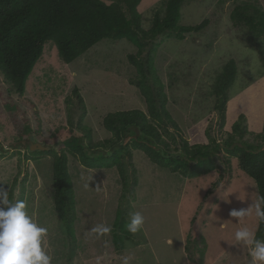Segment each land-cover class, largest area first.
Instances as JSON below:
<instances>
[{"label": "rangeland", "instance_id": "374dc122", "mask_svg": "<svg viewBox=\"0 0 264 264\" xmlns=\"http://www.w3.org/2000/svg\"><path fill=\"white\" fill-rule=\"evenodd\" d=\"M165 1H139L144 30L152 26L155 14L164 16ZM235 11L252 24L238 19ZM203 20L207 21L203 28L185 33L181 40L166 32L142 49L126 39H103L69 63L60 59L49 40L20 96L0 73V185L8 190L10 201H24L33 220L48 229L44 243L52 264H253L252 246L237 241L235 232L248 228L255 234L259 218L255 205L260 199L255 181L239 170L236 156L222 148L214 170L185 178L133 150L124 191L114 167L87 168L65 144L81 137L82 145L92 150L109 136L103 127L107 113L129 109L147 113L138 83L149 91L148 60L161 82L165 107L180 127L181 135L168 121L155 122L172 151L183 150V138L190 146L224 147L230 142L260 149L264 0L182 2L179 25ZM130 54L139 68L128 60ZM230 60L236 64V76L221 121L212 87ZM34 143L47 149L31 148ZM60 153L67 157L76 206L73 239L52 201L53 154ZM241 209H248L247 215H230ZM135 212L143 215L144 223L132 233L127 225ZM117 213L124 216L128 233L114 226ZM99 226L110 231H93ZM114 234L122 237L120 247L113 243Z\"/></svg>", "mask_w": 264, "mask_h": 264}, {"label": "trees", "instance_id": "16d2710c", "mask_svg": "<svg viewBox=\"0 0 264 264\" xmlns=\"http://www.w3.org/2000/svg\"><path fill=\"white\" fill-rule=\"evenodd\" d=\"M139 1L114 0L107 3L104 0H0V73L10 84L12 92L20 96L24 92L26 79L49 40L56 46L60 59L69 63L103 39H126L142 49L159 34L173 33L181 40L185 33L198 31L207 23L203 20L195 25H179L180 6L185 0H166L164 16L160 18L155 14L152 26L144 30L137 10ZM235 12L238 19L252 24V19L248 16ZM128 60L139 66L134 55H128ZM146 65V71L152 79L151 87L149 91H145L143 84L138 83V86L145 97L147 113L140 109L107 113L103 119V127L109 133L108 138L92 145L91 150L90 146L86 148L82 145L81 137H72L65 141L70 153L87 168L114 167L125 191L129 185L126 165H132L133 150L142 151L159 168L192 178L214 170V159L223 148L236 156L239 170L255 181L261 201L264 197V145L260 149L241 144L231 145L230 142L224 147L219 143L190 146L182 137L183 150L172 151L170 143L162 136L155 122L164 119L181 135L180 127L165 107L167 100L161 82L148 60ZM235 76L236 64L230 60L224 65L212 87L216 100L214 107L220 113L221 121L227 91ZM79 101L82 103L81 98ZM127 135L129 138L126 140ZM53 156V207L66 234L73 239L76 206L67 157L65 153ZM114 226L119 232L128 233L125 218L120 213L115 216ZM254 236L264 240V222L260 218ZM113 243L120 247L122 237L114 234Z\"/></svg>", "mask_w": 264, "mask_h": 264}, {"label": "clouds", "instance_id": "9594fccd", "mask_svg": "<svg viewBox=\"0 0 264 264\" xmlns=\"http://www.w3.org/2000/svg\"><path fill=\"white\" fill-rule=\"evenodd\" d=\"M264 197L255 205L256 214L264 222ZM248 209L233 210L232 217L247 215ZM144 223L140 212L131 214L128 230L136 233ZM93 231L107 233L109 227L99 226ZM48 229L40 226L26 211L22 200H9L8 190L0 185V264H52V257L45 251L44 237ZM237 241L250 244L253 264H264V240L256 239L248 228L235 232Z\"/></svg>", "mask_w": 264, "mask_h": 264}, {"label": "water", "instance_id": "95a60500", "mask_svg": "<svg viewBox=\"0 0 264 264\" xmlns=\"http://www.w3.org/2000/svg\"><path fill=\"white\" fill-rule=\"evenodd\" d=\"M32 147H34V148H36V149H41V150H44V149H47V147H45V146H43V145H41V144H39V143H34V144H32L31 145V148Z\"/></svg>", "mask_w": 264, "mask_h": 264}]
</instances>
